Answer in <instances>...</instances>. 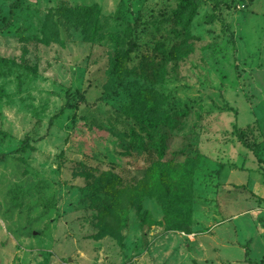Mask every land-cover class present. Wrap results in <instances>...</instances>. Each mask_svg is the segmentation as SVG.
I'll use <instances>...</instances> for the list:
<instances>
[{"label":"rangeland","instance_id":"374dc122","mask_svg":"<svg viewBox=\"0 0 264 264\" xmlns=\"http://www.w3.org/2000/svg\"><path fill=\"white\" fill-rule=\"evenodd\" d=\"M239 128L264 158V0H0V264L260 263ZM153 159L198 167L193 191L153 187ZM220 225L252 257L208 254Z\"/></svg>","mask_w":264,"mask_h":264},{"label":"trees","instance_id":"16d2710c","mask_svg":"<svg viewBox=\"0 0 264 264\" xmlns=\"http://www.w3.org/2000/svg\"><path fill=\"white\" fill-rule=\"evenodd\" d=\"M182 3L184 4H188V2H194V0H181ZM177 15H181L182 12H176ZM193 15V14H192ZM191 15V18L193 17ZM130 47L128 48L129 52H132L135 50L136 48V43L134 41H130ZM122 65V57L120 52H115L113 57H112V73L113 75L118 74V71L120 70ZM71 92L68 91L67 92V102L65 103V105L61 108V110L56 114V116L60 115L65 108H74L76 107L79 102H84L86 101V97L83 93H80L79 96L73 97V100L70 98ZM130 107V106H127ZM231 108V107H230ZM127 116L132 119L133 121H135L141 129H145L146 125H156V121L153 117L151 116H146V117H142V118H137L135 113L132 112H127L126 113ZM245 128H239V132H238V138L242 141V143H244V145L253 152V154L258 158V161L260 163H264V158L261 156L259 149L256 146H253L250 142L246 141L247 136H245ZM148 137L152 135L147 132ZM161 134H158V138L154 139V145H155V149L158 152L159 157L162 159L164 158V153H165V147H166V142H165V138ZM138 143H143L144 144V138L142 136V134H136L135 138H138ZM5 154H2L0 156L1 159H5ZM153 167L150 169V177L152 180V185L153 187H156L157 189H159L162 185L164 184H175L176 186H183L186 187L187 189H189L190 191H193L194 189V178L196 175V172L198 170V167L193 168L191 167L188 163H179V164H167L164 165L162 162H154L153 159ZM118 185L120 186L119 188H115L114 184H112V186H109V190H107V194L111 195V199L112 201H117L118 197L120 195H125L128 193V190L126 186H124V181L123 179L120 177H118L116 179ZM100 188L103 189V185L99 186ZM133 192L130 191V194H132ZM164 193V192H162ZM180 213V212H179ZM185 214L187 215V223L188 224H193V218H192V211L191 209L187 208L185 210ZM246 253H249V249H246ZM258 264H264V255L260 261V263Z\"/></svg>","mask_w":264,"mask_h":264},{"label":"crops","instance_id":"0c3cea01","mask_svg":"<svg viewBox=\"0 0 264 264\" xmlns=\"http://www.w3.org/2000/svg\"><path fill=\"white\" fill-rule=\"evenodd\" d=\"M225 194L223 193V199H229L227 197H225L227 195L228 192H230L229 190H224ZM222 193V192H220ZM254 193H256V198L250 199L244 196V198L241 199H245V201L249 204V209H253L252 211H242V212H246L248 214H251L250 217L248 218V223L249 225L253 228V230L255 231V237L256 238H261V240L263 241L264 244V215H260L258 211H263L264 212V194L260 192V190H257V188L254 190ZM219 198L220 197H216ZM237 199V198H236ZM258 200H262V201H258ZM256 208V210H255ZM250 212V213H249ZM254 212V214L252 213ZM212 217H219L218 214H216V212H213ZM236 219H238V215L235 217ZM202 222V221H201ZM213 234H210V239L211 242L210 244L208 243V246L206 247V252L215 254V255H222L223 257H226L229 255L230 251H232V249H240L242 251L241 254L245 253V249L244 247H238L235 248V242L237 243L238 241L235 240L236 235L234 234V232L229 231L228 226H218V227H214L213 228ZM233 233V234H232ZM232 234V235H231ZM248 236V237H247ZM246 237L250 240V248L251 249V257H252V253H253V247H252V242L254 240V237L250 234H248ZM263 255H264V249H263ZM253 261V264H256V260L251 259Z\"/></svg>","mask_w":264,"mask_h":264}]
</instances>
